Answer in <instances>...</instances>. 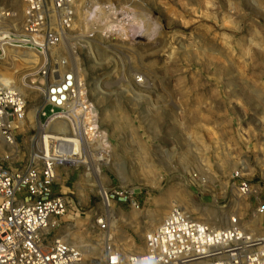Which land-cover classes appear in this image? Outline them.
Returning <instances> with one entry per match:
<instances>
[{
  "label": "rangeland",
  "instance_id": "rangeland-1",
  "mask_svg": "<svg viewBox=\"0 0 264 264\" xmlns=\"http://www.w3.org/2000/svg\"><path fill=\"white\" fill-rule=\"evenodd\" d=\"M0 3L13 15L5 24L18 30L20 0ZM76 3L73 30L46 57L59 71L75 72L95 131L87 164L56 168L55 190L70 207L51 238L83 244L81 264H100L109 243L141 252L145 234L172 206L215 228L236 215L264 236V215L255 212L264 202V0ZM105 3L107 16L99 10ZM0 49V84L27 104L12 162L19 166L46 118L43 56ZM235 171L253 194H237ZM111 188L133 190L141 206L105 205ZM100 216L111 219L110 239L97 228Z\"/></svg>",
  "mask_w": 264,
  "mask_h": 264
},
{
  "label": "built area",
  "instance_id": "built-area-1",
  "mask_svg": "<svg viewBox=\"0 0 264 264\" xmlns=\"http://www.w3.org/2000/svg\"><path fill=\"white\" fill-rule=\"evenodd\" d=\"M20 2L23 22L18 30L5 24L13 15L0 3V48L28 49L43 56L38 73L44 82L40 112L46 118L42 133L30 142L27 159L12 166L16 133L26 127L27 104L16 89L0 84V264H81L83 244L50 236L70 207L69 200L55 190L54 184L58 166L87 164L83 158L94 139V119L75 72L59 71L46 57L73 30L77 3ZM99 10L106 16L112 13L107 3ZM232 177L237 194H253V185L239 171ZM102 200L107 206H141L135 192L126 188H111ZM255 212L264 215V202ZM96 224L105 234L111 219L100 216ZM144 239L143 249L137 253L109 243L100 264H264V236L244 229L236 215L229 217L226 226L215 228L191 219L179 206H172Z\"/></svg>",
  "mask_w": 264,
  "mask_h": 264
},
{
  "label": "bare ground",
  "instance_id": "bare-ground-1",
  "mask_svg": "<svg viewBox=\"0 0 264 264\" xmlns=\"http://www.w3.org/2000/svg\"><path fill=\"white\" fill-rule=\"evenodd\" d=\"M37 123H38V122H37ZM35 124H36V123H35ZM38 126H39V123H38ZM0 139H1V141H2V138H1V137H0ZM83 160L86 161V159H84V158H83ZM86 162H87V161H86ZM93 172H94V171H93ZM105 192H106V190H105ZM105 192H104V193H105ZM101 196H102V195H101ZM102 198L104 199V195H103ZM97 263H98V262H97ZM97 263L95 262V260L93 261V264H97Z\"/></svg>",
  "mask_w": 264,
  "mask_h": 264
}]
</instances>
